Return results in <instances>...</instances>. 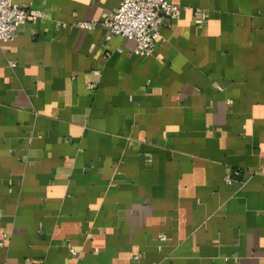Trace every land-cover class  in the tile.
<instances>
[{
    "label": "crops",
    "instance_id": "1",
    "mask_svg": "<svg viewBox=\"0 0 264 264\" xmlns=\"http://www.w3.org/2000/svg\"><path fill=\"white\" fill-rule=\"evenodd\" d=\"M12 1L0 264H264V0H170L141 54L118 0Z\"/></svg>",
    "mask_w": 264,
    "mask_h": 264
},
{
    "label": "built area",
    "instance_id": "2",
    "mask_svg": "<svg viewBox=\"0 0 264 264\" xmlns=\"http://www.w3.org/2000/svg\"><path fill=\"white\" fill-rule=\"evenodd\" d=\"M182 8L183 5L170 0H118L116 7L108 16L102 18V22L108 34L132 38L135 41L133 52L141 54L149 51L153 40L158 36L160 18L177 16ZM42 14V10L28 4L0 0V41L8 40L18 24L34 21ZM77 24L83 28L90 27L88 20H78ZM92 72L96 73L97 70ZM86 84L89 88L94 85L93 82ZM223 180L226 183L239 181L238 169L226 170ZM66 246L71 254L75 253L69 242Z\"/></svg>",
    "mask_w": 264,
    "mask_h": 264
}]
</instances>
